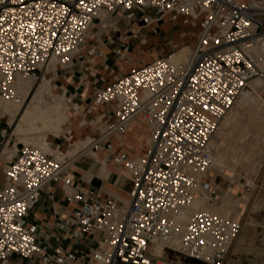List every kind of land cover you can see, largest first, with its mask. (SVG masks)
Returning <instances> with one entry per match:
<instances>
[{"label": "built area", "instance_id": "1", "mask_svg": "<svg viewBox=\"0 0 264 264\" xmlns=\"http://www.w3.org/2000/svg\"><path fill=\"white\" fill-rule=\"evenodd\" d=\"M181 18L196 29L186 62L171 61L183 48L176 44L165 57L134 64L126 53L138 30L119 37L129 72L119 68L114 83L96 93V104L116 107L102 140L122 142L131 124L142 122L148 136L141 156L113 157L133 183L128 202H103L81 187L71 194L81 205L70 221L83 235H102L89 264H173L174 256L225 264L241 219L191 205L198 199L211 205L219 197L218 186L206 182L213 140L249 82L261 81L264 106V0H0V96L8 100L16 97L19 80H40L54 55L62 68L69 66L95 26L108 34L121 21L148 27ZM60 153L24 146L7 163L0 264L14 254L54 264L24 220L67 170L70 163ZM159 246L161 256L155 254Z\"/></svg>", "mask_w": 264, "mask_h": 264}, {"label": "crops", "instance_id": "2", "mask_svg": "<svg viewBox=\"0 0 264 264\" xmlns=\"http://www.w3.org/2000/svg\"><path fill=\"white\" fill-rule=\"evenodd\" d=\"M118 29L110 35H93L83 50L73 56L72 63L58 68L55 78L51 79V91H56V95L66 99L69 113L63 132L48 137L53 150L65 153L72 143L88 139L99 145L98 148H92L95 155L86 153L73 159L60 180L42 192L39 203L30 209L24 220L37 244L52 258L54 264H89L88 259L102 240L99 233L83 235L80 228L70 221L75 209L81 205L71 200L74 189L81 187L103 202L112 200L120 205L126 203L130 199L133 183L129 173L115 164L113 157L127 152L137 158L146 152L148 127L143 122L132 123L122 142L114 136L102 140L103 132L113 121L116 107L114 104H96V93L114 83L119 68L125 74L131 67L121 56L119 37L129 36L133 29L128 30L122 21ZM135 45V40H131L126 55L134 64H140L136 63ZM9 130L7 118L0 116V189L5 184L7 163L22 149L17 146ZM206 182L218 186L219 197L214 204L225 195L226 190L232 188L234 194L242 198L239 205L245 208L252 194L247 188L236 189L228 185L223 178L214 176L209 179L208 175ZM259 226L261 228L256 226L249 237L243 238L239 233L226 256L225 264H245L246 260L247 264H264V223ZM7 264L44 263L43 256L26 259L14 254L9 257Z\"/></svg>", "mask_w": 264, "mask_h": 264}, {"label": "rangeland", "instance_id": "3", "mask_svg": "<svg viewBox=\"0 0 264 264\" xmlns=\"http://www.w3.org/2000/svg\"><path fill=\"white\" fill-rule=\"evenodd\" d=\"M183 20H185V18H182V20L176 24L169 23L168 21H160L148 27H143L146 25L145 21L136 24L131 23L129 26H128L129 20L122 21L128 30L133 29L128 35L134 34L136 31L139 30V32H137V37L135 39L136 45L134 50L135 53L137 54L136 63L148 62L151 60L153 61L155 59L165 57L170 53H173V47L176 44L179 45V48L180 47L184 48L187 47L189 43L193 42L194 32L196 29L191 24H184ZM96 33H98V35L107 34V31L101 30L97 28V26H95L91 30L90 37L87 39V42ZM110 34L112 33H108L107 35ZM180 51L181 49L175 52L174 54L178 55ZM53 60L50 63L55 62V66H54L55 68L54 67L52 68L51 64L49 63L48 70L43 73L42 78L36 82L35 81L32 82L33 90L39 87L42 93L43 92L44 94L48 93L47 97L44 98V100L42 101V107L44 108L48 107L50 104H54L60 101L61 102L60 105L62 108L61 112L66 118V121L68 122L69 113H68V106L66 104V99H63L64 98L63 96L56 95L57 94L56 91H54L55 94L51 91V79L55 78L58 68L61 67L58 64V60L57 61L54 60V62ZM260 97H261V92H260ZM32 99H33L32 94L27 96V98L25 99V104L23 106V109H25L27 104H29ZM260 104H261V100H260ZM234 106L231 109L232 112L230 111L226 116L228 117V115H230L229 118L228 119L226 118V120L224 118V121L221 122L222 126L220 125V131H221L220 134L224 132V135H226L227 133L228 138L234 139L236 143L234 145L225 144L227 147L226 150L228 151L226 152V160L224 164L218 162V164L216 165L214 161L215 165L207 175H209V179H213L214 176L219 179L223 178L228 183V185L230 184L232 187L236 189L247 188L252 192L246 207L243 208L239 205L240 202L242 201L241 198L240 202L237 205V208L234 211H232L231 216H229L234 218L239 217L241 219L242 229L240 231L241 232L240 235L244 238L246 236L249 237L253 233V231H255L254 229H256V226L261 228L259 224L264 223V155L262 157L256 155L258 149L264 146V139H262L263 138L262 136L264 135L263 134L264 129L262 128V126L259 125L258 121H255L256 119L255 116L253 115L251 116L250 114L246 113L247 110H244L245 108L243 107L241 108V106L238 107V105L236 104ZM1 108L2 107L0 106V112L2 110ZM232 117H234L235 119L233 118L232 120ZM244 117L245 119H243ZM20 119H21V115L15 118L12 125L9 124L10 127L9 134H12L14 141L17 143V146H19L20 149L23 148L24 145L37 148L36 147L37 145H32L33 143H30L31 145L29 143L28 145H26L25 143L20 142L19 136L14 133V130L16 129L17 125L20 122ZM241 122L244 123V125H246V129L242 132H240V129L242 128H240L239 130L237 129V126ZM37 123L41 125L40 122ZM64 123L66 124V122ZM50 135L51 133H47L46 137L48 138L50 137ZM235 145L237 146V149L233 150V148L236 147ZM63 156L64 153H62L60 157L63 158ZM230 192L234 193V191H232V188H229L227 190L228 194ZM227 193L225 192L226 195H228ZM223 197H225V195H223L221 199ZM219 203H220V199L218 200L217 203L213 205H217ZM236 240L234 241L233 245L236 243ZM173 261H174L173 264H190L187 259H184L180 256H174ZM247 262L248 260L244 261L245 264H247ZM195 264H205V263L198 261Z\"/></svg>", "mask_w": 264, "mask_h": 264}, {"label": "bare ground", "instance_id": "4", "mask_svg": "<svg viewBox=\"0 0 264 264\" xmlns=\"http://www.w3.org/2000/svg\"><path fill=\"white\" fill-rule=\"evenodd\" d=\"M101 16H102V18H104L103 13L101 14ZM189 53H190L189 48L184 47L181 49V51L179 52L178 55L177 54L172 55L171 61L174 63L186 62L189 58ZM53 59L55 61L58 60L55 55L52 57L51 61ZM54 60H53V62H54ZM50 64H51L52 68L55 66V62L50 63ZM34 81H35V79L33 77L19 80L18 83L15 85V88H14L15 93H16V97L13 100H8V99L4 98L3 96H0V106L2 107L1 108L2 110L0 112V116L8 118V123L10 125H12L15 118L17 116L21 115L20 122L17 125L16 129L14 130V133L16 135H18L20 138L19 141L25 143L26 145H28V143L29 144L33 143L32 145H37L36 146L37 148H40L43 150L49 149L50 152H53L54 150L51 148V145H50L51 143L48 141V138L46 137V135H47V133H51L54 135H60L63 132V127H64L63 125L65 124L64 122L67 123V121L61 112L62 108L60 105V103H61L60 101H58L54 104H50L46 108L42 107V101L44 100V98L47 97L48 93H45V94H44V92L42 93V91L40 90L39 87H37V88H35V90H33L32 82H34ZM261 86H262V83L258 79L249 82L247 87L244 89L240 98L236 101L235 104L238 105V107L241 106V108L242 107L245 108L244 110H247L246 113L250 114L251 116L252 115L255 116V118L257 119L256 120L254 118L255 121H258L259 125L262 126V128L264 129V106H262L260 104V100H259L260 99V92L262 90ZM31 94L33 96V99L31 100V102L29 104H27L25 109H23V106L25 104V99L27 98V96H29ZM63 99H65V98H63ZM235 110H236V108H235ZM229 116L230 115H228V117H225V120H226V118L228 119ZM233 118L234 117H232V120H233ZM243 119H245V117ZM248 119H250V118H248ZM248 119H247V121H248ZM223 121H224V119H223ZM242 121H244V120H242ZM37 122H40L41 125H39ZM237 123H238V121H237ZM240 128H242V129H240ZM225 129H226V127H225ZM237 129L238 130L240 129V132H242L246 129V125H244V123L241 122L237 126ZM233 130H235V129H233ZM220 132L221 131H220V127H219V130L216 134V137L213 140L214 161H215L216 165L218 164V162L224 164V162L226 160V152L228 150H226L227 147L225 144L234 145L236 143V141L234 139L228 138L227 133H226V135H227L226 136V135H224V132L222 134H220ZM219 136H221V137H219ZM262 137H263L262 139H264V135ZM95 145H96L95 142L93 143L90 139H88L87 141H83V142H74L71 144L69 150L64 153L63 158L68 160L69 163H71L73 159L80 156L81 154L87 153V154L95 155V153L92 151V148ZM235 149H237V146L233 148V150H235ZM215 151H216V154H215ZM61 154L62 153H60V156H61ZM256 155L259 157H262L264 155V146H262L258 149ZM95 169H96V167H95ZM102 176H104V175H102ZM226 193H227V190H226ZM240 199H241V197H238L233 192H230L228 195L225 194V197H223L222 199L220 198V203L217 205H213V204L208 205L205 201L198 199L192 203L191 209L192 210L205 209V210H208V211L213 212L215 214L221 215L223 217H229V216H231V212L237 208V205L240 202ZM123 200H125V199H123ZM126 202H128V200H126ZM239 209H240V207H239ZM187 221H188V217H186L184 223L186 224ZM155 254L157 256H161L163 254V250H162L161 246H159L158 248L155 249Z\"/></svg>", "mask_w": 264, "mask_h": 264}, {"label": "trees", "instance_id": "5", "mask_svg": "<svg viewBox=\"0 0 264 264\" xmlns=\"http://www.w3.org/2000/svg\"><path fill=\"white\" fill-rule=\"evenodd\" d=\"M188 260V262L190 263V264H195L196 262H198V261H196V260H192V259H187Z\"/></svg>", "mask_w": 264, "mask_h": 264}]
</instances>
